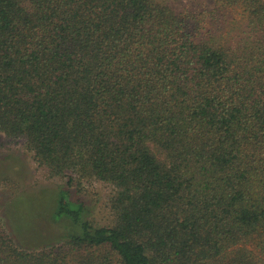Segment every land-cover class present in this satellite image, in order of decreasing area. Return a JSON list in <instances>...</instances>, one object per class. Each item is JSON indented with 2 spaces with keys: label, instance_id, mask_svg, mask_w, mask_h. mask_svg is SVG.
I'll use <instances>...</instances> for the list:
<instances>
[{
  "label": "trees",
  "instance_id": "trees-1",
  "mask_svg": "<svg viewBox=\"0 0 264 264\" xmlns=\"http://www.w3.org/2000/svg\"><path fill=\"white\" fill-rule=\"evenodd\" d=\"M0 135L62 180L0 264H264V0H0Z\"/></svg>",
  "mask_w": 264,
  "mask_h": 264
},
{
  "label": "rangeland",
  "instance_id": "rangeland-1",
  "mask_svg": "<svg viewBox=\"0 0 264 264\" xmlns=\"http://www.w3.org/2000/svg\"><path fill=\"white\" fill-rule=\"evenodd\" d=\"M179 1L184 3L187 0ZM14 146L18 154L9 151V148ZM61 187L62 180L48 179L47 173L37 167L30 154L23 152L18 144L8 145L0 135V202L6 208L5 210L9 209L8 215L11 218L14 216L13 220L19 232L24 234L37 232L33 221L44 210L42 193L47 190L56 192ZM110 188L101 182L85 181L78 189L79 197L87 201L88 208L91 209L87 215L88 219L96 224L104 225L110 221L106 204ZM19 196V200L15 202ZM21 224L24 230H21ZM14 232L17 231L14 230Z\"/></svg>",
  "mask_w": 264,
  "mask_h": 264
}]
</instances>
